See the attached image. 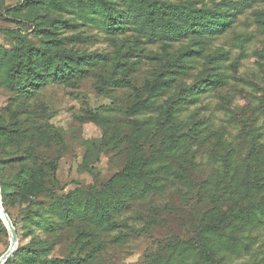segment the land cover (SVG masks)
Instances as JSON below:
<instances>
[{
    "label": "rangeland",
    "instance_id": "obj_1",
    "mask_svg": "<svg viewBox=\"0 0 264 264\" xmlns=\"http://www.w3.org/2000/svg\"><path fill=\"white\" fill-rule=\"evenodd\" d=\"M146 1L0 0V158L20 160L2 167V180L11 193L28 164L44 170L48 189L6 204L17 239L4 264H27L12 256L34 237L49 246L34 264H264V212L220 226L237 207L264 202V188L244 186L250 155L264 156V4L151 0L163 11L228 12L229 27L215 36L150 38L140 20L108 29L107 13L126 17L137 4L145 17ZM38 50L94 58L57 80ZM28 57L41 73L32 87ZM30 200L45 227L22 218ZM59 201L76 218L64 220ZM97 203L111 205L101 224ZM4 228L0 257L10 245Z\"/></svg>",
    "mask_w": 264,
    "mask_h": 264
},
{
    "label": "trees",
    "instance_id": "obj_2",
    "mask_svg": "<svg viewBox=\"0 0 264 264\" xmlns=\"http://www.w3.org/2000/svg\"><path fill=\"white\" fill-rule=\"evenodd\" d=\"M233 2L236 3L231 6V8L234 10H239V8L243 9L245 7H250L249 2H258L264 4V0H235ZM142 4H145L148 8L151 9V11L147 10L145 17L143 8H141L145 6L138 7L136 6L137 4H131L128 7V10L125 14L126 17L119 16L118 14H112L111 12L107 13L106 20L108 23V29L110 31H114L119 29L121 25L122 27H124V23L126 20H140L142 25L144 26V29L146 30L147 35L150 38L158 37L166 39L168 41H177L179 39H184L189 36H215L223 33L231 23V20H229L230 14L228 12H221L220 10H217L211 14L203 10H191V8H188L186 6H174L170 9H167L166 11H163L161 9L162 6L157 2L147 0L145 3ZM260 25L264 28V21H261ZM37 53V59L38 61H41L43 63V65L47 69V74L57 80H65L71 75L82 74L83 72H85L84 67L90 65L94 58H82L75 56H63L57 58L55 56H47L43 50H38ZM23 70L25 71V73L30 72L31 81L29 82L27 80L26 86L32 87L33 80L35 78L40 79L41 73L38 70L33 72L30 57L27 58ZM19 73L20 71L17 70L13 75ZM26 86H23L24 91H26ZM250 156H253L255 168L252 172H250V178L244 185L246 192H253L254 190L262 191L264 188V174L260 170V167L264 166V156H261L258 152ZM250 161L252 160H249V162ZM18 162H20L18 158H0L1 201L2 207L7 215L8 212L6 210V204L9 201L17 203L22 201L24 195L28 194L35 197L36 195L48 192V189L43 186L45 180L44 170L39 168L34 169L28 164H26L24 166L23 171L19 173V175L21 174V176L18 175V180L15 183L10 184L14 187V190L11 193L7 192V187L9 184L6 181L2 180L1 169L4 165H12ZM44 167L53 176L55 174V171L57 170V162L50 161V163L44 165ZM139 178L140 179L136 180L138 183L140 181L144 182L141 175ZM61 189H63V187ZM130 191L132 192L133 190ZM141 193H143L142 190H140V194ZM114 194L116 197L114 198L115 201H123V194L121 192H114ZM33 205L35 204L32 200H30L29 204L21 209L20 212L22 218L26 222H34L38 219L39 222L36 221V223H39L40 226L45 227V222H41L44 216L43 213L38 212L35 214L36 210H32ZM55 206H57L64 220L71 221L73 220V218H76V214L78 213L76 207H74L73 212H70L71 210L69 209V204H66V206H64V204L59 201V203H55ZM110 206V204L106 207L97 203L93 207L96 213V218L98 219V224H101L103 222L105 216H110ZM261 211L264 212V202L254 203L244 208L237 207L235 210L230 211L229 213L224 215V222L220 226L224 230L230 227L231 225L235 224L236 222H245V224H248L252 221L251 219H253L255 215L259 214V212ZM8 217L10 218L9 215ZM52 223H49V225H52ZM105 223L107 226H111V223ZM12 224L14 226V222H12ZM0 228H2V230L5 232V228L1 220ZM212 229L213 228L209 229V231H211ZM48 249L49 246H47L44 240H42L41 238L38 239L37 237H34L32 247L29 248L20 257H18V255L22 253V250H17V252H15V254L12 256V259L14 262L17 263L20 260H24L25 262H27V264H34L38 260L42 261L43 258L45 260V253L48 251ZM27 254L28 256H26ZM79 263L80 262H77V264Z\"/></svg>",
    "mask_w": 264,
    "mask_h": 264
},
{
    "label": "water",
    "instance_id": "obj_3",
    "mask_svg": "<svg viewBox=\"0 0 264 264\" xmlns=\"http://www.w3.org/2000/svg\"><path fill=\"white\" fill-rule=\"evenodd\" d=\"M0 219L3 222L4 226L6 227L10 238V245L8 247V250L0 257V264H4L15 251L17 235L10 218L8 217V215L6 214V212L2 207L1 197H0Z\"/></svg>",
    "mask_w": 264,
    "mask_h": 264
}]
</instances>
